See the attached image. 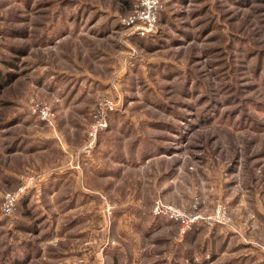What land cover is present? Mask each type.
Listing matches in <instances>:
<instances>
[{
    "label": "rangeland",
    "instance_id": "374dc122",
    "mask_svg": "<svg viewBox=\"0 0 264 264\" xmlns=\"http://www.w3.org/2000/svg\"><path fill=\"white\" fill-rule=\"evenodd\" d=\"M135 2L0 0V264H264V0Z\"/></svg>",
    "mask_w": 264,
    "mask_h": 264
},
{
    "label": "built area",
    "instance_id": "2783aa9c",
    "mask_svg": "<svg viewBox=\"0 0 264 264\" xmlns=\"http://www.w3.org/2000/svg\"><path fill=\"white\" fill-rule=\"evenodd\" d=\"M161 10L160 0H136L133 11L130 15L123 18V22L129 25L141 37L149 35L154 32L157 26L158 15ZM93 112L92 123L88 126L89 144L81 148V153L88 155L93 148V143L96 141L100 132L108 126V119L111 113L117 110L116 101L112 96H103L95 105ZM41 118L47 120L49 115V108L46 104H41L38 108ZM16 195L8 193L3 198V211L9 214L15 206ZM221 209L215 211V215L220 213ZM154 215H162L176 220L182 230L194 221V217L184 214V212L173 204H164L157 200L153 208Z\"/></svg>",
    "mask_w": 264,
    "mask_h": 264
},
{
    "label": "crops",
    "instance_id": "0c3cea01",
    "mask_svg": "<svg viewBox=\"0 0 264 264\" xmlns=\"http://www.w3.org/2000/svg\"><path fill=\"white\" fill-rule=\"evenodd\" d=\"M98 148L96 149V152H97V154H98V151H100V152H102L103 151V149L102 148H100L98 151ZM94 165H93V167H95V168H91L92 170H95V169H97V167L98 168H100L99 166V164H104L105 165V161H103V160H100L99 159V154H98V159L96 160V162L94 161ZM97 163V164H96Z\"/></svg>",
    "mask_w": 264,
    "mask_h": 264
},
{
    "label": "trees",
    "instance_id": "16d2710c",
    "mask_svg": "<svg viewBox=\"0 0 264 264\" xmlns=\"http://www.w3.org/2000/svg\"><path fill=\"white\" fill-rule=\"evenodd\" d=\"M1 78L5 80V77H3L2 73L0 72V79Z\"/></svg>",
    "mask_w": 264,
    "mask_h": 264
}]
</instances>
